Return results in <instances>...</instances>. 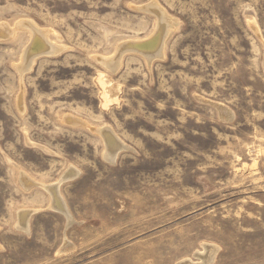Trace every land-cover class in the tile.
I'll use <instances>...</instances> for the list:
<instances>
[{"label":"rangeland","instance_id":"1","mask_svg":"<svg viewBox=\"0 0 264 264\" xmlns=\"http://www.w3.org/2000/svg\"><path fill=\"white\" fill-rule=\"evenodd\" d=\"M0 264H264V0H0Z\"/></svg>","mask_w":264,"mask_h":264},{"label":"bare ground","instance_id":"2","mask_svg":"<svg viewBox=\"0 0 264 264\" xmlns=\"http://www.w3.org/2000/svg\"><path fill=\"white\" fill-rule=\"evenodd\" d=\"M159 5L153 3L150 7L155 10V14L159 17V25L160 28L163 29L164 34L159 35L157 34L156 37H154L153 40L148 41L147 43H141L139 49H141L142 54L146 57V60L151 64V62L154 61L157 57L163 56V42L162 39L165 38L164 36H169V33L171 32L172 27L174 26V21L171 20L170 17L167 16V14L161 9V7H158ZM23 25H26L27 28L35 30V26L30 23H21ZM167 36V37H168ZM61 47L55 43H52L49 41L46 31H34L32 42L28 48L27 54L24 55V61H22V65L19 66V71L21 73L25 72V70H30L32 68V64H34L35 58H37L40 55H46V54H55L58 50H60ZM103 64L111 68L113 71H116L120 65H117L114 63L113 60L108 59H102ZM71 121L75 124L79 123L80 121L75 118H71ZM99 133L104 136L106 141V158L110 160L111 162H115V159L119 153V151L123 148H125V145L117 139L112 131L109 128L100 129ZM66 174V173H65ZM24 175V174H23ZM78 175V171L74 168H70V170L67 172V174L64 176L65 179L72 178L74 176ZM25 176V175H24ZM22 176V182L25 188H30L32 185L35 184L32 180H30L27 176ZM63 180V178H62ZM64 182V180H63ZM62 182V183H63ZM60 183V182H59ZM42 187V186H41ZM56 186H47L46 188L49 190V193L51 194V198L53 200V206L57 210L63 209L64 206L61 204L62 199L60 198L59 192L57 190ZM45 188V186H44ZM52 203V202H51ZM68 211V208H67ZM34 212V211H31ZM26 211H20L19 212V227L27 229L28 228V219L29 215L31 213ZM66 212V211H65ZM67 213V212H66Z\"/></svg>","mask_w":264,"mask_h":264},{"label":"water","instance_id":"3","mask_svg":"<svg viewBox=\"0 0 264 264\" xmlns=\"http://www.w3.org/2000/svg\"><path fill=\"white\" fill-rule=\"evenodd\" d=\"M67 181V180H66ZM65 180H64V182H66ZM69 181V180H68Z\"/></svg>","mask_w":264,"mask_h":264}]
</instances>
